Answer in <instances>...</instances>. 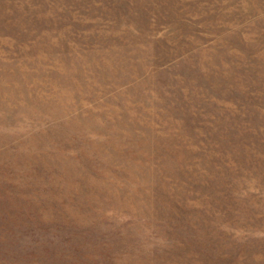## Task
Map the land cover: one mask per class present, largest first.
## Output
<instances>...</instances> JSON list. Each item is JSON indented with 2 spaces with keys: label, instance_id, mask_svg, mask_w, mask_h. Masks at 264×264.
I'll list each match as a JSON object with an SVG mask.
<instances>
[{
  "label": "rangeland",
  "instance_id": "374dc122",
  "mask_svg": "<svg viewBox=\"0 0 264 264\" xmlns=\"http://www.w3.org/2000/svg\"><path fill=\"white\" fill-rule=\"evenodd\" d=\"M0 264H264V0H0Z\"/></svg>",
  "mask_w": 264,
  "mask_h": 264
}]
</instances>
